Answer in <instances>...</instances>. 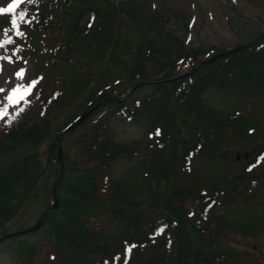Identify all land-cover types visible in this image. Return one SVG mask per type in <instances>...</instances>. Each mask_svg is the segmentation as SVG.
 <instances>
[{
  "label": "trees",
  "instance_id": "obj_1",
  "mask_svg": "<svg viewBox=\"0 0 264 264\" xmlns=\"http://www.w3.org/2000/svg\"><path fill=\"white\" fill-rule=\"evenodd\" d=\"M119 6L109 0H29L16 13L0 17L5 24L0 25V29L15 34L0 45L4 62L11 61L9 67L14 70L22 60L32 59L36 74L42 75L38 93L11 121L0 126V227L10 220V213L16 212L15 205L11 208L9 203L17 199L22 207L40 185V179L35 175H41L39 171L43 172L45 168L41 170L40 162H36L32 154L46 148L48 154L52 151L54 155L65 128L85 110L97 106L85 123L68 133L82 156L81 170L77 173L84 185L92 184V193L83 188L76 191L79 195L70 191L74 196H68L66 201L64 198L61 205L65 206L66 202L67 208L72 210L91 206L90 195H110L112 201L120 200L111 193L112 186L107 190L100 188L113 160L128 158L133 153V149L130 151L127 147H121L122 151H119L110 137L111 121L118 115L139 122L148 118L153 134L157 135L156 130H160L157 139L173 145L170 154L174 163L170 168L164 167L166 165L159 160L166 153L156 155L157 150L153 149L154 168L160 164L162 169H167L165 173H152L157 186L163 180L166 182L163 194H155L149 204L155 209L150 216L139 218L137 228L131 227L135 230L130 236L105 242L100 250H95L78 264H204L208 262V259H202L207 255L206 251L219 242L222 229L229 223L217 218L215 223L220 226L216 231L210 227L213 223L209 226L199 222L204 207L201 200L209 194L198 192V186L204 182L197 175H189L184 157L193 151L200 158L217 159L220 170L203 190L225 194L222 203H229L234 196L246 195L251 182H259L264 189V127H251L254 121L250 118L233 120L224 113L217 116L202 99L208 91L242 84L254 86L264 93V42L258 51L253 48L241 50L201 67L193 76L156 85L152 92L138 96L133 91L135 85L151 80L148 79V68H144L143 48L150 46L152 40L149 31L140 24L139 31L132 35L138 40L133 53L135 62H124L118 52L123 43L121 31L112 27L117 22L118 16H115ZM91 13L94 14L92 21L88 18ZM122 14L123 11L119 15ZM13 19L15 26L11 23ZM143 39L148 40L147 45ZM154 51L160 54L159 50ZM164 58H169V54ZM169 73L161 79L176 75L172 72L169 76ZM254 78L257 81L250 82ZM103 135L106 138L101 139ZM224 135L227 137L220 139ZM218 139L221 142L217 143ZM226 143L233 150L237 148V154L255 148L257 152L249 160L242 158L238 162L222 152ZM178 147H182L180 155L176 154ZM261 158L259 170L250 173L248 165ZM65 159L64 155L66 162ZM68 169L76 172L68 165L64 166L65 171ZM48 180L61 190L57 178L53 176ZM77 185L83 187L81 181ZM96 185L99 188L96 189ZM51 195L48 190L46 202L40 204L44 209L48 208ZM102 204L110 206L106 201ZM115 217L126 219L120 211ZM54 221L52 243L60 241L64 247L72 248L81 240L77 232H69L74 229L72 225L62 226ZM160 224L164 232L152 241L150 235ZM129 243L137 245L131 256H127L125 250ZM30 247L34 246L25 244L21 248L23 260L20 261L24 264H36V258L33 259L35 247ZM56 249L59 256L60 247Z\"/></svg>",
  "mask_w": 264,
  "mask_h": 264
},
{
  "label": "rangeland",
  "instance_id": "obj_2",
  "mask_svg": "<svg viewBox=\"0 0 264 264\" xmlns=\"http://www.w3.org/2000/svg\"><path fill=\"white\" fill-rule=\"evenodd\" d=\"M124 1L126 0H116L118 3ZM171 1L172 0H170L169 3H171ZM234 1L236 8L242 13L243 16L257 20L258 18L264 17V1H257L258 3H252L251 0ZM196 2L198 3L197 7H199V12L196 13V24L192 30L191 47L196 49V47L202 44L206 47L208 45L213 44L214 46V44H217L218 48H222L227 52L229 50L227 48H232L236 45V39L234 36H232L229 30V19L226 20L227 8L216 0H196ZM1 3H3V0H0V4ZM182 3L183 1L178 0L179 8L183 7ZM171 7L172 6H170V8ZM175 7L177 8V6ZM144 9L147 11L145 7ZM169 11L170 9L164 11L163 13V21L168 22V25L165 23L166 30L168 27H170V30L179 28L182 14L180 16L175 15L176 13L174 15L171 14L170 12H175V9L170 12ZM173 16H175L179 22L176 27L174 26L175 22ZM243 21L244 20H240V23L235 24V27H238L236 30H239V28H246L244 26L250 28L248 24H244ZM183 31L181 32L183 33ZM173 32H178V30H174ZM181 32L180 35L182 34ZM238 32L241 33V31ZM152 34L154 35V33ZM147 41L148 40H144L145 45H147ZM129 48L130 45L128 46V49ZM166 62L167 60L162 61L161 63L164 64ZM30 71L31 64L27 63L23 68V71L15 79L10 78L6 81H0V95H4L0 101V106L2 105L3 108L7 106V115H5L3 118H0V123L2 120L7 118V116L22 100H26L32 94V87L25 83ZM152 79L158 80L159 78L155 75L152 77ZM151 87L152 85H148L144 87L145 89L142 88L137 93L138 96L152 92L153 88ZM14 90L15 94L12 95ZM9 95H12V103H10L7 99V96ZM21 97L23 98L21 99ZM231 99L232 98L225 97L222 93L218 92L210 93L206 97L208 104L213 107L214 110H216L217 114H219V112H223L224 114L236 115L235 112H239L240 114L247 112L249 115H256L257 121L264 120V104L260 100L253 99L247 106L245 103H238L237 101ZM17 100L19 102L15 103ZM83 122L85 123L86 119ZM145 125L135 123L130 120H118L113 125V130L111 131L110 137L115 142V144L118 145L117 147L119 151H121V147H128L130 146L128 144H131L132 142L134 143V141H139L142 144L145 139L146 130L150 127V121H145ZM225 137L227 136L224 135L220 139L223 140ZM60 140L64 148V154L65 156L67 155L65 167L66 163L71 169V163H75V166L77 167L80 164V161L78 152L75 149L74 139L67 137L63 140ZM219 141L221 142V140ZM171 148L172 146H167L166 150L169 151ZM223 150L225 151V155L227 157H233V154H237V148L233 150L231 147H228L226 149L224 148ZM170 152L171 151L167 153L168 164L166 163V166H164L166 168H168V165H172L173 163V158ZM179 153L180 151L177 150L176 154ZM32 155L36 162H40L41 170L43 168H45V170L43 172L39 171V174L41 175H35L37 179H40L38 182V184H40L38 185L39 188L37 186L36 192L33 191V194L31 192V195L26 198V202L22 205V207L18 204L19 201L17 199H14L9 203V205H11L9 207L11 208L15 205L16 212L10 213V215H8L10 220L6 223V226L9 229V234L2 241H0V264H18L17 257L12 250L18 249L19 247L22 248V246L25 244L27 246L29 245L35 247V255L33 254V259L36 258V264H78L79 262L83 261L84 257L91 255V253H93L95 250H100V246H102V244L105 242L113 241L119 236H130L137 228L135 225L137 224L139 218L146 217V212H150L155 209L153 207H146V205L152 203V198L153 196H156L155 194H163L164 190L166 189V182H162L160 186H157L155 180L152 181L150 179L148 182V180L143 178L142 175L144 173H149L152 170L150 169L149 171L148 168L146 169L143 166L145 161L147 162L149 156H151L148 151H145V155H136L133 156L132 159L121 160L114 167H112L111 170H109V172H111L112 179L122 183L125 186V193L122 197L123 204L116 207V209H120L122 207L119 211L125 216L126 219H128L127 224L122 226V223L124 222L123 218L113 220L112 211L114 209L111 207L107 210H101L96 209L98 206L92 208L94 205H91L89 208H83L82 206L80 209L76 210V214H73L74 210L68 209L66 202H64L65 206L61 205L60 203H63L62 200L64 198L66 201L68 196L69 198L73 197L74 195L72 192H76L78 188H83L87 193H92V184L89 183L84 185L80 173L70 172L69 169L66 170V172H64V170L61 174L62 177H60V172L57 167L55 168L52 157H49L46 148L40 149L39 153L37 152ZM25 156L26 155L24 154V158ZM214 162L216 163V161ZM216 164H218L220 167L219 163ZM230 166H233V164H230ZM192 169H194V167H191V170ZM215 169L216 167L214 165H203L199 168L200 171L198 174L201 173L205 177H216V173L219 172L220 168L217 170ZM166 170L167 169H162L161 166H159L155 172L165 173L164 171ZM53 176L57 178L58 183L61 182L59 183L61 186L59 189L61 190L57 191L59 205L57 209H53V211L50 213L46 212V220L49 222L56 220L58 225L66 226L65 224H68L76 227V229L71 228L69 232L72 234L75 231H78V236L81 238V240H78V243H74L72 248L68 246L64 247L65 245L60 241H57V244L52 243L50 240L53 237L54 232L47 223H44V226L42 225L38 229H32L30 233H26L22 236H9L13 233L20 232L22 229L26 230V228H33V226L36 225L37 219L39 220V218H43L41 213L44 207L40 206V204L46 202L45 195L48 193L46 188L49 189L52 187L51 182H49L48 179ZM63 181L64 183H62ZM80 181L83 187L77 185V183ZM138 182L140 183L138 184ZM178 182L181 183L180 181ZM135 186H137V191L134 190ZM76 193L79 195L78 192ZM89 197L91 198L92 202L95 201L94 195H90ZM50 210L51 209L48 211ZM215 211L217 216H223L229 222L228 229L224 231L227 233V236L225 239H222V242H219L220 247L222 246L223 249L234 250L237 253L248 252L254 255V257H247L246 259L240 258L239 262H241V264H258L257 261L260 264H264V254L262 253L264 251V190L258 189V191L255 192V195H251L248 198L244 196L236 197V199H234L230 204L222 206L221 209H215ZM80 213H82L83 216H86L81 221L83 225L82 228L90 235L99 237L93 238L92 241H90L91 245L88 252V247L86 246V237H82L84 230L78 225L76 221H74L75 218L80 215ZM252 222L260 224V228L255 229L251 224ZM103 227H107L108 230L103 231ZM131 227H134L135 229L131 230ZM113 235H115V237ZM109 237L110 239H107ZM102 238L103 240L101 241ZM81 244H83V247ZM116 244L117 241L114 243V245ZM58 246L60 247L61 253L59 256H57L55 262H50L48 260V254H51L50 252H57L56 247ZM218 248L219 247L216 246L212 248V250L216 251ZM207 252H209V250H207ZM254 259L256 260L253 262ZM220 264H223V262ZM236 264H238V262Z\"/></svg>",
  "mask_w": 264,
  "mask_h": 264
},
{
  "label": "snow or ice",
  "instance_id": "obj_3",
  "mask_svg": "<svg viewBox=\"0 0 264 264\" xmlns=\"http://www.w3.org/2000/svg\"><path fill=\"white\" fill-rule=\"evenodd\" d=\"M19 2H20V0H12V2L7 4L6 7H0V14H9V13L14 12V10L18 7ZM22 18L23 17L21 16V19ZM11 23L13 24V26H15L16 25V20L13 19L11 21ZM14 94H15V90H14V93L12 95H14ZM12 95L7 96V99L9 100L10 103L13 102L12 101ZM22 98L23 97H21V99ZM18 102H19L18 100L15 101V103H18ZM5 115H7V106L4 107V108H0V118H3ZM159 132H160V130L157 129L156 130V134L159 135ZM163 230H164V227L162 226L159 229H157L156 234H160L161 232H163ZM133 247H135V246L133 245ZM128 251L130 252L131 248H129Z\"/></svg>",
  "mask_w": 264,
  "mask_h": 264
},
{
  "label": "bare ground",
  "instance_id": "obj_4",
  "mask_svg": "<svg viewBox=\"0 0 264 264\" xmlns=\"http://www.w3.org/2000/svg\"><path fill=\"white\" fill-rule=\"evenodd\" d=\"M94 204H95V202H92V203H91V205H94Z\"/></svg>",
  "mask_w": 264,
  "mask_h": 264
}]
</instances>
